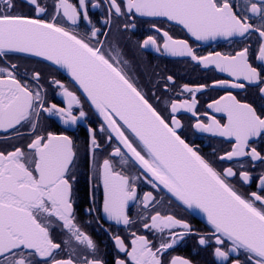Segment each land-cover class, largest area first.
<instances>
[{
	"label": "snow or ice",
	"instance_id": "1",
	"mask_svg": "<svg viewBox=\"0 0 264 264\" xmlns=\"http://www.w3.org/2000/svg\"><path fill=\"white\" fill-rule=\"evenodd\" d=\"M104 4L103 24L109 26L105 37L114 18L130 21L123 24L127 31L136 27V17H147L174 22L197 41L244 39L256 33L259 44L255 49L245 45L234 54L200 56L187 40L175 39L153 23L163 43L149 35L141 48L188 57L231 77L211 86L183 85L181 95L189 93L191 99L166 101V119L129 75V62L120 48H105V41L99 39L101 28L89 17L88 0H51L50 4L0 0V145H4L0 147V264H193L181 257L165 259L191 234L198 236L201 246L214 243L212 255L220 264H264V171L258 175L257 191L245 194L232 182L250 184L256 165H264V150H260L264 143V0H246L243 6L236 0H104ZM22 5L29 11H22ZM252 17L258 22L253 23ZM81 21L92 26L90 33L76 31ZM16 54L64 69L81 95L53 76L45 83L60 89L63 104L50 103L42 73L22 72L10 59ZM253 59L259 64L254 65ZM169 83H174L171 75L166 77L165 91ZM246 84L258 88L253 102L227 91L207 105L222 113L225 122L207 112L203 114L207 123L200 118L197 93L209 87L245 90ZM82 96L101 118L97 127L89 123ZM181 110L195 117L194 130L234 140L218 161L244 159L252 171L243 170V164L218 169L216 161L180 134L184 125L177 114ZM50 117L67 128L87 125L83 159L72 135L46 130L42 120ZM106 145L111 151L101 159L98 153ZM85 168L88 191L82 201L77 185ZM141 181L152 191L141 195ZM100 190L102 199L97 195ZM159 192L203 213L211 232L194 233L187 220L157 210L163 197L158 200L154 193ZM133 203L140 209L137 219L142 228L162 239L154 243L139 231L125 237L105 229L117 251L106 259L100 244L79 223L77 212L95 213L98 220L131 228L137 222L129 215ZM57 228L68 239L57 242L53 235ZM62 245L71 247L70 255L61 256Z\"/></svg>",
	"mask_w": 264,
	"mask_h": 264
},
{
	"label": "flooded vegetation",
	"instance_id": "2",
	"mask_svg": "<svg viewBox=\"0 0 264 264\" xmlns=\"http://www.w3.org/2000/svg\"><path fill=\"white\" fill-rule=\"evenodd\" d=\"M46 2L50 4L51 0H46ZM72 2H75V0H72ZM236 2L241 6L246 4V0H236ZM96 3H99L101 6L93 7L92 5ZM21 10L25 12L29 11L28 7L24 5L21 6ZM88 10L89 17L93 24L96 27L101 28L99 39L105 41V48H111L113 46L120 48L123 54L122 58L129 62V75L132 76L134 80H137L138 86L147 94L146 98L149 99V102L152 103L166 119L169 118L168 104L166 101L172 99H191L189 93H183L181 95L183 92V85L187 84L190 87H195L199 84H207L211 86L214 81L228 80L231 79V77L226 73L219 72L214 66L204 67L203 65H198L188 57L171 56L163 51L157 52L152 47L141 48L140 44L149 35L156 36L159 44L162 45L163 43L162 34L156 32L152 28L153 23H155L158 28L168 31L175 39L187 40L196 50L197 55L200 56H207L209 53L214 52L234 54L245 45H250L252 49H255L259 44L258 34L256 33H253L250 37L244 39H226L223 37H217L216 39L197 41L194 37H191L182 26L176 25L174 22H169L163 18L147 17H136L134 21L136 27L129 28L127 31L123 30V24L130 21H127L124 18L119 20H115L114 18L110 34L105 37L103 33L109 31V26L103 24V18L106 15L104 0H88ZM252 22L257 23V18L252 17ZM66 26L71 27L69 24H66ZM91 27L92 26L88 25L86 21H81L78 26H76V31L81 34H87L90 33ZM10 59L12 62L20 65L22 72L25 69L29 72L40 71L44 78L42 83L49 81L51 77L54 76L56 79L67 84L71 90L77 91L78 95H81L74 82L57 66L51 65L47 61H41L36 57H26L23 54L12 55L10 56ZM253 63L254 65H257L259 64V61L253 59ZM169 75L173 76L174 83H169V90L165 91L163 85L166 81V77ZM45 88L47 90V99L50 103L63 104V97L59 95L60 89L55 88L54 86L49 87L47 83H45ZM227 91H231L232 94L237 96L240 100L253 102L256 99L258 88L254 85L247 84L245 90L209 87L202 90L200 93H197L196 99L198 104L196 111L205 123L208 122L207 117L203 115L205 112H207L209 116L215 115L216 119L225 122L226 117H224L222 113H215L213 110L208 109L207 105L211 103V101L225 95ZM82 101L84 102V110L89 112L91 117L89 123L93 127H97L99 123H101V118L90 108L83 96ZM254 106L256 105L254 104ZM177 118L184 125L180 134L187 140V142L194 147H197L202 155H205V157L210 160L216 161L215 166L218 169L225 167L239 168V166L243 164L245 166L243 170L252 171L247 160L241 159L239 161L220 162L216 159L219 155H222L224 152L231 149V144L234 140L194 130L191 125L195 122V117L186 110H181L177 114ZM42 123L48 131L57 133L66 132L68 135H72L79 146L81 158L83 159L87 155L88 145L85 136L86 124L82 122L74 128H67V126L61 124L56 117L43 119ZM2 135L3 133H0V136ZM103 142V137H101V143ZM112 143H118L115 140V137L113 138ZM3 146L4 145H0V147ZM260 150H264V143L261 144ZM108 151H111V148L106 145L105 150L98 153L99 158L102 159L104 155H107ZM213 152H215V155H212ZM132 171L134 172L135 169H132ZM261 171H264V165L258 163L253 172V180L250 184L245 185L237 180H233L232 182L236 185L239 191L245 194L251 191H257L258 175ZM77 188L79 190V196L83 201L88 191L87 168H85L80 175ZM139 191L142 195L145 191H152V188L141 181ZM154 194L157 195L158 200H161V197H163L161 203L157 206V210L164 213L171 212L178 218L187 220L192 225L194 233L204 234L211 232V226L208 225L207 220L200 214L192 209H187L184 206L179 205L174 198H170L164 192ZM97 195L102 199V190H100ZM84 206L87 207V204L85 203ZM138 212H140V209L137 208L134 203L130 204L129 215L137 221L131 228L116 226L113 223L105 222L104 219L98 220L95 213L89 215L87 213H81L78 210L77 215L78 221L84 230L100 244L101 251L105 254V258L112 259L117 255V251L109 239L108 234L105 233V229H110L112 233H119L125 237L128 236L130 231H139L141 234L148 235L149 239H152L154 243H159L162 239L160 234L153 236L151 232L145 231L142 228L141 222L137 219ZM53 235L57 242L68 239L67 234L62 232L59 228L56 229ZM214 246V243L211 247L199 245L198 236L191 234L186 236L184 240L174 246L173 249L169 250L165 255V259L170 260L172 257H181L191 260L193 264H220V262L212 255ZM62 248L63 251L61 256L71 254V247L62 245ZM120 255L122 256L123 254Z\"/></svg>",
	"mask_w": 264,
	"mask_h": 264
},
{
	"label": "water",
	"instance_id": "3",
	"mask_svg": "<svg viewBox=\"0 0 264 264\" xmlns=\"http://www.w3.org/2000/svg\"><path fill=\"white\" fill-rule=\"evenodd\" d=\"M58 67V66H57ZM59 68V67H58ZM62 72H64L70 79L71 77L67 74V72L64 69L59 68ZM193 211L197 212L198 214H200L204 219H206V217L203 215V213H201L199 210L196 209H192Z\"/></svg>",
	"mask_w": 264,
	"mask_h": 264
}]
</instances>
